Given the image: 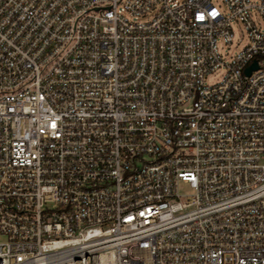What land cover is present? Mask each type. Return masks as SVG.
Wrapping results in <instances>:
<instances>
[{"label": "built area", "instance_id": "built-area-1", "mask_svg": "<svg viewBox=\"0 0 264 264\" xmlns=\"http://www.w3.org/2000/svg\"><path fill=\"white\" fill-rule=\"evenodd\" d=\"M0 264H264V0H0Z\"/></svg>", "mask_w": 264, "mask_h": 264}, {"label": "rangeland", "instance_id": "rangeland-1", "mask_svg": "<svg viewBox=\"0 0 264 264\" xmlns=\"http://www.w3.org/2000/svg\"><path fill=\"white\" fill-rule=\"evenodd\" d=\"M240 37V34L237 32V37ZM232 49L234 50V51H236L238 48H234V47H232ZM191 191V189H190V187H189V185L188 184H186V183H183V182H181L180 183V185H179V192L181 193V194H187V193H189Z\"/></svg>", "mask_w": 264, "mask_h": 264}, {"label": "water", "instance_id": "water-1", "mask_svg": "<svg viewBox=\"0 0 264 264\" xmlns=\"http://www.w3.org/2000/svg\"><path fill=\"white\" fill-rule=\"evenodd\" d=\"M257 67V61H254L251 66L247 68V73H250L252 69H255Z\"/></svg>", "mask_w": 264, "mask_h": 264}]
</instances>
